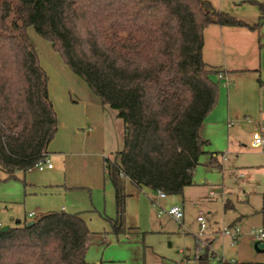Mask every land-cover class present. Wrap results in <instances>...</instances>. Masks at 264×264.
<instances>
[{"label": "trees", "instance_id": "trees-1", "mask_svg": "<svg viewBox=\"0 0 264 264\" xmlns=\"http://www.w3.org/2000/svg\"><path fill=\"white\" fill-rule=\"evenodd\" d=\"M250 2L261 10L255 23L210 0H0V170L11 177L33 169L58 131L49 75L28 33L33 27L123 120V147L104 158L114 229L123 226L126 179L182 195L194 184L208 144L200 128L219 96L218 71L203 59L204 30L216 23L259 31L264 1ZM211 163L220 168L216 158ZM34 220L0 231V264H89L92 232L82 213L50 211ZM197 258L264 264L226 260L209 245Z\"/></svg>", "mask_w": 264, "mask_h": 264}, {"label": "rangeland", "instance_id": "rangeland-1", "mask_svg": "<svg viewBox=\"0 0 264 264\" xmlns=\"http://www.w3.org/2000/svg\"><path fill=\"white\" fill-rule=\"evenodd\" d=\"M234 1L236 9L248 16L259 7L250 0ZM260 30L264 31V25ZM28 33L36 43L43 64L51 57L63 61L51 42L33 27L28 28ZM56 107L60 115L70 114L59 99ZM105 116L103 124L78 127L76 143L63 151L70 155L66 164L63 155L53 154L52 169L33 168L25 173L18 171L11 177L0 170L2 226H13L17 220L28 223L43 213L60 212L63 206L65 212H80L92 232L86 252L89 264H200L198 254L207 245L218 254H222L223 248L226 253L231 251L230 247L225 248L227 239L221 235L227 227L237 229L238 240L242 241L237 248L238 259L264 262V247L256 243L258 246L254 248L255 241L251 238L252 232L264 231V155L256 152L260 149L245 143L247 151L238 157L231 155L233 161H225L222 171L206 173L205 185L197 181L187 186L183 191L182 224L168 213L160 212L174 205L175 202L171 203L174 196L157 200L153 197L157 192L139 189L127 182L125 191L129 195L123 226L115 230L107 220L117 217L115 192L111 182L104 178L103 163L105 157L123 147V120L109 106ZM32 211L35 216L30 219L28 213ZM200 212L207 225L203 232L198 222Z\"/></svg>", "mask_w": 264, "mask_h": 264}, {"label": "crops", "instance_id": "crops-1", "mask_svg": "<svg viewBox=\"0 0 264 264\" xmlns=\"http://www.w3.org/2000/svg\"><path fill=\"white\" fill-rule=\"evenodd\" d=\"M210 1L216 8L249 23H255L261 15L259 7L257 10H253L249 16L246 15V12L236 9V6L233 5L236 3L234 0L232 3L231 0ZM41 59V65L49 75V95L58 117V131L49 145L47 157L51 160L53 154H61L64 164H66L70 160V155L63 151L72 148L76 143V134L80 133L78 127L103 124V120L106 119V106H103L101 99L92 92L88 85H85L86 82L81 81L63 61L51 57L50 61L47 60L46 64H43ZM203 59L209 69L218 71L217 79L219 80L217 104L200 128V135L208 141V144L205 146V153L201 155L200 163L195 170L194 184L199 181L205 185L207 172L222 171L225 161L230 163L233 161V159L231 161V155L234 154L238 157L241 152L247 151L245 143L251 144L254 131L264 130V31L252 30L247 27L210 24L204 30ZM219 74L227 76L231 83L228 84L225 79H220ZM57 99L61 100L64 107L69 109V115L58 113ZM78 106H81V110L78 109ZM89 133L87 132V135ZM256 152L264 155V151ZM212 158H216L220 168L213 166ZM127 182L132 183L126 179L125 184ZM213 193L211 190L210 195ZM169 196L175 197L171 203L175 202L174 205H179L184 213L183 194L167 195L165 198L153 195L155 199L163 201ZM154 198L152 200L156 202ZM225 205L228 203L225 202ZM62 211H65L64 206ZM183 221L184 216L182 223ZM224 237L227 239L225 248L230 247L231 251L226 253L223 248L222 254H217L226 260L243 261L237 258V248L241 240L232 245L231 238L226 235ZM256 243H253L254 248L258 246ZM259 244L260 247H264V243ZM210 264H216V261Z\"/></svg>", "mask_w": 264, "mask_h": 264}, {"label": "built area", "instance_id": "built-area-1", "mask_svg": "<svg viewBox=\"0 0 264 264\" xmlns=\"http://www.w3.org/2000/svg\"><path fill=\"white\" fill-rule=\"evenodd\" d=\"M219 78L225 79L226 83H228V84L231 83V80L223 74H219ZM251 147L260 149L261 151H264V130H257V131H254L252 133ZM223 158H225V155H223ZM52 167H53V164L51 163L50 159L46 156L43 159H41L40 161H38L34 168H38L39 170H44L45 168H52ZM157 196L159 198H165L167 195L161 191H158ZM160 212L161 213L162 212L168 213L175 220L182 223L184 213H183L182 208L179 205H177V204L172 205L168 209L162 208ZM34 216H35L34 212H31L28 214V217L30 219H32ZM198 222L200 223L201 231L202 232L205 231L207 229V225H206V221H205L201 212L199 213V216H198ZM1 226L2 225L0 224V227ZM221 234L223 236H225V235L229 236L231 238L232 244H236L238 241V238H239V233H238L237 229H233V228L225 227L221 231ZM251 238L257 243H264V231L260 230V231L252 232ZM221 257H223V256H221Z\"/></svg>", "mask_w": 264, "mask_h": 264}, {"label": "water", "instance_id": "water-1", "mask_svg": "<svg viewBox=\"0 0 264 264\" xmlns=\"http://www.w3.org/2000/svg\"><path fill=\"white\" fill-rule=\"evenodd\" d=\"M34 222H35V220H31L27 224L32 225ZM8 228H9V225L1 226L0 231H6V230H8ZM261 246H263V245L261 244Z\"/></svg>", "mask_w": 264, "mask_h": 264}]
</instances>
